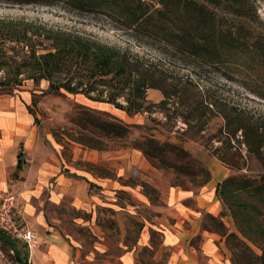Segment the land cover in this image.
Listing matches in <instances>:
<instances>
[{"label": "rangeland", "instance_id": "1", "mask_svg": "<svg viewBox=\"0 0 264 264\" xmlns=\"http://www.w3.org/2000/svg\"><path fill=\"white\" fill-rule=\"evenodd\" d=\"M151 1L156 3V0ZM250 2L256 11L255 27L264 34V0ZM65 37L81 38L121 52L131 61L139 62L141 69L149 71L153 85L171 94L180 92L179 96L164 104L165 96L161 90L148 89L144 110L131 115L104 102L113 93L112 88H97L104 92L101 101L91 100L80 92L48 94L50 83L36 81L38 75L30 68L21 69L23 60L20 57L33 51L37 55L51 52L57 41L61 43ZM16 69L22 73L18 78L19 87L33 92L31 112L36 117L42 143L51 148L69 171L93 181L88 194L99 196L103 202L101 208H89L84 212L74 208L71 197L59 207L44 205L70 244L74 264H120L123 246L132 247L145 226L159 223L165 213L164 195L171 188L203 194L206 198L214 196V210L220 208L213 216L221 215L224 207L216 191L233 171L213 151L222 146L214 136L225 126V120L217 114L206 113L208 120L204 131L199 133L198 123L191 118L196 117L191 114L195 102H216L251 116H264V99L243 86L244 76L236 72V68L211 67L182 58L163 44L137 35L106 15L79 13L62 4L18 6L0 3V81L13 78ZM64 79V76L53 77V81L59 83ZM79 82L76 80L73 85L76 87ZM2 89L12 93L18 88L6 86ZM96 95L91 93L89 97ZM127 99L128 93L118 96L123 107H127ZM89 111L104 112L135 126L133 133L125 139L106 135L86 118ZM187 119L192 120L188 122ZM146 137L183 147L198 165L210 172V181L198 187L201 179L189 178L150 162L135 146L136 141ZM233 145L240 146L246 154L244 146L236 141ZM89 146H95V149ZM249 170H257V166L251 163ZM102 183H113L114 187L103 189L99 186ZM186 204L195 208L191 200ZM206 214L202 213V228ZM222 220L230 233L238 234L231 217ZM245 241L255 255H262L260 246ZM42 244L44 241L38 236L33 248ZM227 249L232 261L228 246ZM30 253L26 246L0 231V264H30ZM161 257L163 264L168 254L161 253ZM152 258L151 252L144 251L140 264H156Z\"/></svg>", "mask_w": 264, "mask_h": 264}, {"label": "trees", "instance_id": "2", "mask_svg": "<svg viewBox=\"0 0 264 264\" xmlns=\"http://www.w3.org/2000/svg\"><path fill=\"white\" fill-rule=\"evenodd\" d=\"M0 3L18 6L62 4L79 13L106 15L137 35L163 44L182 58L211 67L236 68V72L244 76L243 86L264 99V34L255 27L256 11L250 0H156V3L151 0H0ZM52 50L40 55L35 51L30 55L25 53L20 57L23 63L19 66L34 71L38 75L36 81L47 80L50 83L48 94L80 92L91 100L101 101L104 92L97 88H112L113 93L104 102L131 115L144 110L148 89L161 90L164 104L179 96L180 92L171 94L153 85L149 71L141 69L139 62L108 47L65 37L61 43L57 41ZM21 75L16 69L13 78L0 81L1 87H18ZM56 75L65 79L55 82ZM76 80L80 82L75 87ZM91 93H96L97 97H89ZM126 93L128 104L123 107L118 96ZM192 106L191 114L196 117L191 118L198 123L199 133L204 131L208 120L206 113L217 114L225 120V126L214 136L222 146L215 148L213 153L233 171L216 191L223 212L219 217L206 214L203 229L225 239L234 264H264V116H251L234 107L205 100ZM107 116L110 117L95 111L86 114L100 132L116 139L129 138L135 126L113 117L106 119ZM234 141L245 147L246 154L240 146L233 145ZM135 146L161 168L201 179L198 187L210 181V172L198 165L181 146L163 143L154 137L136 141ZM89 147L95 149V146ZM251 163L257 170H249ZM22 166L20 154L18 169ZM224 217L233 219L238 234L229 232L222 220ZM245 240L260 246L262 255H255Z\"/></svg>", "mask_w": 264, "mask_h": 264}, {"label": "crops", "instance_id": "3", "mask_svg": "<svg viewBox=\"0 0 264 264\" xmlns=\"http://www.w3.org/2000/svg\"><path fill=\"white\" fill-rule=\"evenodd\" d=\"M16 88L7 93L0 85V197L5 193L17 196L21 221L44 241L32 249L30 264H74L70 244L44 205L59 207L71 197L74 208L84 212L101 208L103 202L88 194L93 181L69 171L42 143L31 112L33 92L23 86ZM20 154L23 166L18 169ZM99 186L109 190L114 184ZM164 200L165 213L159 223L145 226L132 247L123 246L120 264H140L144 251L153 254L156 264H161V253L168 254L163 264H232L225 239L202 228V213L216 215L220 208L214 210V196L171 188ZM190 200L195 208L186 204Z\"/></svg>", "mask_w": 264, "mask_h": 264}, {"label": "built area", "instance_id": "4", "mask_svg": "<svg viewBox=\"0 0 264 264\" xmlns=\"http://www.w3.org/2000/svg\"><path fill=\"white\" fill-rule=\"evenodd\" d=\"M20 216L17 196L6 194L0 199V231L32 251L38 235L32 227L21 221Z\"/></svg>", "mask_w": 264, "mask_h": 264}]
</instances>
